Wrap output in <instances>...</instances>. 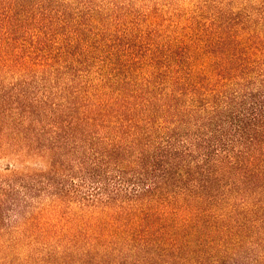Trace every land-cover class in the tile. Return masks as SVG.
Here are the masks:
<instances>
[{"label": "trees", "instance_id": "1", "mask_svg": "<svg viewBox=\"0 0 264 264\" xmlns=\"http://www.w3.org/2000/svg\"><path fill=\"white\" fill-rule=\"evenodd\" d=\"M145 1L0 0V264H264V0Z\"/></svg>", "mask_w": 264, "mask_h": 264}, {"label": "rangeland", "instance_id": "2", "mask_svg": "<svg viewBox=\"0 0 264 264\" xmlns=\"http://www.w3.org/2000/svg\"><path fill=\"white\" fill-rule=\"evenodd\" d=\"M135 6L138 7L137 9L141 8L139 9L140 13H145L146 10L157 15V26L161 28L163 26V31L172 33L178 31L175 25L184 22L183 17L194 8L193 0H146ZM43 168L42 160L38 157L29 155L18 157V153L14 150L0 151V183L6 182L7 177L10 176V171L25 176L36 173ZM15 218L16 216L11 215L4 222L8 225ZM0 233L3 232L0 230Z\"/></svg>", "mask_w": 264, "mask_h": 264}]
</instances>
